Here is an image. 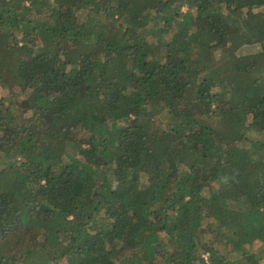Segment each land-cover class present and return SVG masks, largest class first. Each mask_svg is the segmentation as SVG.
Returning a JSON list of instances; mask_svg holds the SVG:
<instances>
[{"label":"trees","instance_id":"1","mask_svg":"<svg viewBox=\"0 0 264 264\" xmlns=\"http://www.w3.org/2000/svg\"><path fill=\"white\" fill-rule=\"evenodd\" d=\"M256 44L264 0H0V264H264Z\"/></svg>","mask_w":264,"mask_h":264},{"label":"rangeland","instance_id":"2","mask_svg":"<svg viewBox=\"0 0 264 264\" xmlns=\"http://www.w3.org/2000/svg\"><path fill=\"white\" fill-rule=\"evenodd\" d=\"M263 45H255V47H249V45H247V46H245V48H244V54H251V53H256V52H258V51H260L257 55H259L261 52H262V50H263ZM254 55V54H253ZM255 59H257V57H255ZM258 59H259V61L261 62V64H260V66H259V69L261 70V69H264V55H261V56H259L258 57ZM3 97V94H2V92L0 91V99ZM251 247V249L252 250H254V251H259V249H260V245L257 243V244H254V245H252V246H250Z\"/></svg>","mask_w":264,"mask_h":264}]
</instances>
